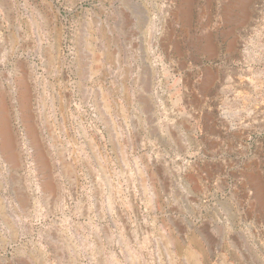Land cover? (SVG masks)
I'll use <instances>...</instances> for the list:
<instances>
[{
    "label": "rangeland",
    "instance_id": "1",
    "mask_svg": "<svg viewBox=\"0 0 264 264\" xmlns=\"http://www.w3.org/2000/svg\"><path fill=\"white\" fill-rule=\"evenodd\" d=\"M0 264H264V0H0Z\"/></svg>",
    "mask_w": 264,
    "mask_h": 264
},
{
    "label": "bare ground",
    "instance_id": "2",
    "mask_svg": "<svg viewBox=\"0 0 264 264\" xmlns=\"http://www.w3.org/2000/svg\"><path fill=\"white\" fill-rule=\"evenodd\" d=\"M261 114V113H260ZM3 132V131H2ZM8 136V135H7ZM5 137V136H4ZM6 140H8L9 142H11V138L10 137H8V138H6ZM5 140V141H6ZM4 142V141H3ZM5 145H7V144H5ZM5 145H3V147L5 146ZM8 145H9V143H8Z\"/></svg>",
    "mask_w": 264,
    "mask_h": 264
}]
</instances>
